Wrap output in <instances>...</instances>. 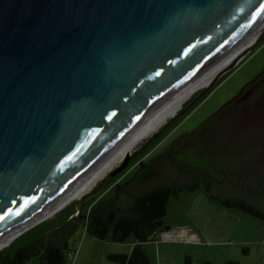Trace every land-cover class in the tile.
<instances>
[{"label": "water", "instance_id": "water-1", "mask_svg": "<svg viewBox=\"0 0 264 264\" xmlns=\"http://www.w3.org/2000/svg\"><path fill=\"white\" fill-rule=\"evenodd\" d=\"M263 20L264 0H0V238L43 220Z\"/></svg>", "mask_w": 264, "mask_h": 264}, {"label": "trees", "instance_id": "trees-1", "mask_svg": "<svg viewBox=\"0 0 264 264\" xmlns=\"http://www.w3.org/2000/svg\"><path fill=\"white\" fill-rule=\"evenodd\" d=\"M263 107L264 70L195 130L176 137L159 154L142 158L173 120L169 122L113 178L104 191L106 198L95 197L89 204L85 201L68 206L56 215L60 218L42 220L0 246V264H65L67 253L69 257L74 254L67 241L77 222H82L86 232L96 238L123 242L134 237L128 253H110L108 260L118 264H156L143 244L154 240L162 230L169 198L198 188L226 209L264 219V212L242 194L244 189L252 191L243 186L262 181L254 164L260 130L253 124L262 118ZM245 121L253 126L243 128ZM132 167L135 169L131 175L120 182L121 175ZM214 186H233L241 196H220ZM248 252L247 247L242 248L243 254ZM222 264L239 262L228 259Z\"/></svg>", "mask_w": 264, "mask_h": 264}, {"label": "rangeland", "instance_id": "rangeland-1", "mask_svg": "<svg viewBox=\"0 0 264 264\" xmlns=\"http://www.w3.org/2000/svg\"><path fill=\"white\" fill-rule=\"evenodd\" d=\"M263 30L264 27L258 35ZM252 44L241 58L226 68L224 73L195 90L173 116L143 138L129 152L131 155L129 162L141 146L169 122L173 120L163 133V137L155 142L142 158L147 160L159 154L176 137L195 130L208 116L237 95L246 83L262 72L264 34L259 41ZM186 105L191 106L185 110ZM261 116L262 118L253 125L260 130L256 141L254 164L262 181L260 184L243 186L252 191L250 193L244 189L242 194L264 212V109ZM250 125L251 122L245 121L242 127L248 128ZM123 158L124 156L99 177L81 197L71 198L43 220L55 217L68 206L85 204V201L89 204L95 197L100 200L106 198L104 191L107 186H111L113 178L117 175L109 174L122 163ZM134 169L135 167L127 169L119 181L123 182ZM214 191L220 196H241L236 193L233 186H214ZM166 212L163 223L169 227L167 233L164 232V235L158 233L160 235L154 240L143 244L144 251L156 264H222L228 259L237 260L239 264H264V219L244 214L238 209H226L209 199L202 188L171 196ZM60 217L61 215L56 216ZM67 242L74 254L69 257L67 253L65 264H118L108 260L107 255L128 253L134 237L130 236L123 242L96 238L86 232L82 222H77ZM243 247L248 248V254L242 253Z\"/></svg>", "mask_w": 264, "mask_h": 264}, {"label": "bare ground", "instance_id": "bare-ground-1", "mask_svg": "<svg viewBox=\"0 0 264 264\" xmlns=\"http://www.w3.org/2000/svg\"><path fill=\"white\" fill-rule=\"evenodd\" d=\"M264 27L263 22L258 25L255 30L238 46L236 47L229 55H227L217 66H215L210 72H208L204 77H202L198 82H196L193 86H191L187 91H185L182 95H180L177 99H175L170 105H168L160 115L157 117L154 123L144 129L141 133H139L134 139H132L128 144H126L122 149H120L113 157H111L101 168H99L88 180H86L83 184L77 187L75 190L70 192L67 196L61 199L56 203L54 207L48 210L44 215L41 216V219L46 218L50 213L56 210L58 207L62 206L65 202L70 200L73 197H81L84 192H86L95 182L96 180L105 174L117 161H119L126 153L130 152L143 138L154 132L158 129L163 123L167 121V119L174 115V113L180 108L182 103L198 88L204 86L210 80L214 79L219 75L222 71L226 70V68L235 62L237 59L241 58L244 53H246L247 49L254 42L258 33ZM228 69V68H227ZM17 232L10 233L2 238H0V246L6 243V245L12 241L15 237H17ZM5 245V246H6Z\"/></svg>", "mask_w": 264, "mask_h": 264}, {"label": "crops", "instance_id": "crops-1", "mask_svg": "<svg viewBox=\"0 0 264 264\" xmlns=\"http://www.w3.org/2000/svg\"><path fill=\"white\" fill-rule=\"evenodd\" d=\"M167 230H169V227L166 226V225H164V223H163V228H162V230H160L159 232H157L156 236H157V235H160V234H158V233H161L162 235H164L163 233H164V232L167 233ZM156 236H155V238H156ZM158 244H159V243H158Z\"/></svg>", "mask_w": 264, "mask_h": 264}]
</instances>
